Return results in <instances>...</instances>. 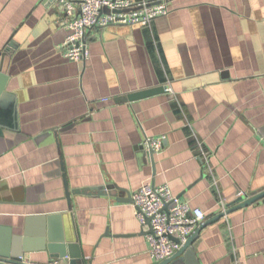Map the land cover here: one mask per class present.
<instances>
[{"label": "crops", "instance_id": "1", "mask_svg": "<svg viewBox=\"0 0 264 264\" xmlns=\"http://www.w3.org/2000/svg\"><path fill=\"white\" fill-rule=\"evenodd\" d=\"M168 1L151 27L91 31L89 58L72 61L59 0H0V71L15 98L0 103V252L158 264L132 204L143 183L168 184L207 220L264 190V0ZM147 135L166 136L153 156ZM103 185L118 195L87 193ZM192 248L190 264H264V200L207 224Z\"/></svg>", "mask_w": 264, "mask_h": 264}, {"label": "built area", "instance_id": "2", "mask_svg": "<svg viewBox=\"0 0 264 264\" xmlns=\"http://www.w3.org/2000/svg\"><path fill=\"white\" fill-rule=\"evenodd\" d=\"M68 34L62 45V52L72 61L89 58V35L93 30L110 25L140 24L151 27L158 17L168 16L171 8L168 0H59ZM165 91L174 93L168 82ZM166 136H145L141 141L149 152L163 149ZM199 157L208 163L209 155L198 141ZM132 204L137 218L146 231L149 253L161 262L176 254L197 228L207 220L206 212L192 207L182 200L168 184L143 183L132 194ZM228 206L222 201L221 211ZM226 216V215H225ZM20 260L25 262L20 256ZM27 264H37L25 262ZM43 264H55L54 262Z\"/></svg>", "mask_w": 264, "mask_h": 264}, {"label": "water", "instance_id": "3", "mask_svg": "<svg viewBox=\"0 0 264 264\" xmlns=\"http://www.w3.org/2000/svg\"><path fill=\"white\" fill-rule=\"evenodd\" d=\"M0 54L3 56L6 55L4 52L0 51ZM6 81H7V75L3 72V65L1 66V71H0V103L3 102L4 100H8L9 102H11L13 105L15 104V98L12 94H8L5 90V85H6ZM163 89L165 90V87H163ZM157 89H151V90H146L143 92H138V93H134V94H130L128 96L127 99L129 100H134L140 97H145L148 96L154 92H156ZM7 128V125H5L4 122H2V119L0 117V136L4 135V129ZM155 152L151 151L149 152L150 156H153ZM80 192H87V193H98V194H110V195H118V188L111 186V185H103L100 187H96V188H91L90 190H79ZM95 191V192H94ZM68 196L69 193L67 192ZM70 198V197H69ZM259 200H264V190L253 195L250 197H247L246 195H242L240 197H238L235 201L231 202L230 204H228V209L224 212H220L217 215H215L214 217L210 218L209 220L205 221L204 223H202L200 225V227L188 238V240L186 241V243L181 247L180 250H178L176 252L175 255H173L172 257L165 259L161 262H159L158 264H190L192 261H195V252L194 249L192 248V244L195 240V238L197 237L198 232L201 230V228H203L204 226H206L207 224L214 222L218 219H220L221 217L229 214L231 211L239 209V208H243V207H247ZM51 219V218H49ZM63 243H61L60 248H61V254L60 256L65 258L66 260H68V256H67V250L66 247L64 246V241L61 240ZM74 247V244H68V247L70 250ZM15 254H18L15 255ZM8 253V252H0V261H7V262H16V263H21L22 261L20 260V252L18 253ZM13 255V256H12ZM15 255V256H14ZM71 263H75V261L77 260H82V254L78 253L76 255H73L71 253ZM24 263V262H22Z\"/></svg>", "mask_w": 264, "mask_h": 264}]
</instances>
